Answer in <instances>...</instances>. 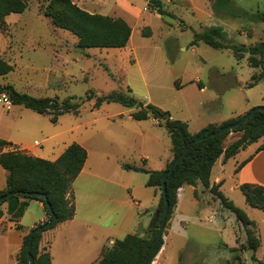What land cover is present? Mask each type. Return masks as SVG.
<instances>
[{"label":"rangeland","instance_id":"obj_1","mask_svg":"<svg viewBox=\"0 0 264 264\" xmlns=\"http://www.w3.org/2000/svg\"><path fill=\"white\" fill-rule=\"evenodd\" d=\"M49 1L27 0L25 12L6 17L0 29V60L10 65L11 71L0 75V93L8 92L7 87L11 86L36 98L63 101L74 97L73 102H80L81 107L78 113H66L59 117L58 123H52L48 115L22 105L12 104L7 111L0 104V114L4 111L10 116H23L29 126L35 127V132L24 138L28 143L42 144L47 129H68L96 117L102 118L99 124L120 129L131 108L119 103L95 107V94L122 91L187 122L191 132L208 123L241 115L249 109L250 102L264 98L262 86L248 88L252 75L261 68L250 67L247 57L238 60L232 53L203 42L191 45L194 33L210 26H221L230 42L249 45L250 39L238 33L246 30L254 39L252 43L257 44L264 40L262 23L216 13L208 0H195V5L184 0H162L171 16L159 15L148 6L147 0H72L88 12L121 17L132 28L130 42L123 50L79 48L74 34L55 27L46 16ZM199 80L207 89H200ZM89 91L91 100L87 98ZM146 123L150 128L153 125L150 121ZM155 129L162 136L161 148L148 146L146 151L133 148L128 152L132 161L140 162L144 155L149 156L151 163L157 162L171 152L168 131L164 127ZM239 135L240 132H231L224 145ZM263 141L253 143L225 163L220 190L255 223L252 230L261 242L255 256L264 263V195L257 199L259 208L248 205L236 173L237 166L254 154ZM197 187L198 202L193 200V190L186 187L173 223L172 215L165 225L167 263H174L179 257V264H240L236 259L240 257L244 264H260L253 260L252 251L243 249L246 231L236 216L208 189Z\"/></svg>","mask_w":264,"mask_h":264},{"label":"trees","instance_id":"obj_2","mask_svg":"<svg viewBox=\"0 0 264 264\" xmlns=\"http://www.w3.org/2000/svg\"><path fill=\"white\" fill-rule=\"evenodd\" d=\"M148 6L161 16H171L164 7L162 0H147ZM28 8L27 0H0V29L4 27L5 19L11 14H21ZM212 8L216 13L234 18H242L253 23L264 24V10L249 12L239 7L235 0H212ZM46 16L51 18L52 24L60 29L67 30L78 38L79 48H125L130 41L132 28L121 17H111L99 13H91L79 7L72 0H50L46 9ZM148 36V35H145ZM203 42L214 49L231 50L237 59H241L249 53L248 62L250 67L261 68L259 73H254L248 88L257 85L264 80V40L251 45H238L230 42L221 26H210L201 32H195L191 45L195 46ZM11 71V66L0 60V75ZM6 92L12 103L22 105L38 114L48 115L52 123H57L60 116L66 113H78L80 102H73L74 97L59 101L58 98H36L27 93H20L13 87H7ZM128 91L132 93L131 88ZM92 91L88 92L87 98L91 100ZM95 107L104 103H119L124 107L135 109L131 116L135 120L153 118L160 126H163L170 134L172 143L173 159L177 158L185 147L198 136H206L217 132L221 127L235 123L243 115L229 119L220 125L210 124L198 133L189 132L188 123L172 118L168 111H164L151 103L144 104L132 95L122 91H114L107 95H96ZM231 132H240V135L224 145L227 136ZM264 139V111L255 112L241 126L224 133L217 134L206 139L195 141L185 157L172 170L166 180L167 200L169 212L166 223L171 219L177 203L178 190L184 185H202L208 189L222 206L232 212L246 231L247 241L243 249L253 252V260L258 261L255 252L259 249L260 239L254 234L252 228L255 223L247 213L236 206L220 190L221 183L211 182V175L216 162L221 159L223 163L234 158L242 150ZM10 142L0 139V148L11 146ZM264 150V141L257 147L254 154L243 160L236 168V173L249 162L253 156ZM87 151L80 144L73 143L59 156L56 161H49L40 157L29 155L20 150L0 152V165L8 171L7 187L0 191V197L12 193L8 198L0 201L8 203V213L16 219H20L31 200H40L44 203L48 213V221L54 216L55 219L49 227L43 222L34 227L29 234L24 236L23 246L18 254V264H29L27 245L30 242L32 232L42 227V230L34 234L31 240L30 255L34 258V264H51V257L47 250L40 248L42 233L54 228L59 223L72 219L75 215V207L68 198L70 185L82 171L87 160ZM164 170L148 171L132 164H123L126 170L143 171L149 174L148 186H154L160 191L158 209L152 217L150 226L145 235L127 234L123 239H118L110 248L104 249L101 259L96 264H143L151 242L156 237L162 215L165 208V198L161 193L162 178L169 169L171 162ZM248 205L258 207L257 199L264 195V185L242 183L239 185ZM52 212V213H51ZM160 213L157 216V213ZM1 216V214H0ZM164 245L161 237L153 248L146 264H152ZM240 264H244L240 257Z\"/></svg>","mask_w":264,"mask_h":264},{"label":"crops","instance_id":"obj_3","mask_svg":"<svg viewBox=\"0 0 264 264\" xmlns=\"http://www.w3.org/2000/svg\"><path fill=\"white\" fill-rule=\"evenodd\" d=\"M184 1L195 5V0ZM208 2L212 6L211 0ZM235 2L243 9H250V12L264 10V0H235ZM238 33L250 39L249 45H238L249 47L254 44L252 43L254 39L246 30ZM222 51L233 54L231 50ZM245 57L248 61L249 53L243 58ZM199 85L201 90L207 89L201 80ZM261 86L264 89V80L251 89ZM249 105L245 113L253 107L264 106V98L250 102ZM12 106L10 109H5L10 111ZM133 111L135 109L128 110L126 119L124 123H120L121 128L118 130L110 129L106 124H99L102 118L96 117L68 129H47V132L43 133L42 144L38 141L28 143L24 140L28 133L35 132V127L29 126L23 116H10L4 111L0 114V139L12 144L0 148V152L20 150L35 157L56 161L73 143L80 144L87 151L84 167L70 185L68 193V198L75 207L74 217L42 233L40 248L49 252L51 264H96L101 259L104 249L112 247L116 240L123 239L127 234L145 235L150 226L152 217L158 209L160 191L154 186L147 185L149 179L147 172L126 170L122 165L132 164L148 171L164 170L173 159L172 143L171 152L157 162L151 163L149 156L144 155L139 158L140 162L132 161L133 158L128 152L133 148L144 151L148 146L155 150L161 148L162 136L155 128L163 127L153 118L133 119L131 116ZM120 116L125 117V114ZM232 118L208 123L206 126L220 125ZM148 121L153 124L151 128L149 123H146ZM203 128L191 132L188 124L189 132L192 134L198 133ZM224 165L221 159L216 162L211 175L212 184L223 185ZM237 174L241 184L248 182L264 185V150L255 154ZM7 179L8 171L0 165V191L6 189ZM197 186L184 185L178 190L172 223L177 214L180 195L186 187L193 190V200L198 202L195 196ZM0 214V264H18V254L22 249L24 236L38 224L48 221V213L42 201L31 200L20 219L8 213L7 202L0 205ZM170 229L173 235L172 224ZM166 251L167 244L163 245L152 264H168L164 258ZM170 264H179V257Z\"/></svg>","mask_w":264,"mask_h":264},{"label":"water","instance_id":"obj_4","mask_svg":"<svg viewBox=\"0 0 264 264\" xmlns=\"http://www.w3.org/2000/svg\"><path fill=\"white\" fill-rule=\"evenodd\" d=\"M257 111H264V106H256V107H253L250 111H248L247 113H245L238 121H236L235 123H231L229 125H226L224 127H221L217 132L215 133H211L209 135H206V136H198L195 140L191 141L184 149V151L177 157L175 158L171 164H170V167L169 169L164 173L163 175V178H162V186H161V193L163 194L164 198H165V208H164V212H163V215H162V220H161V223H160V227H159V231L156 235V237L153 239V241L151 242L150 244V247L146 253V256L144 258V262L143 264H146L147 261H148V258L153 250V248L155 247V245L157 244L158 240L163 237V231L165 229V225H166V221H167V216H168V212H169V202L167 200V188H166V180H167V176L168 174L174 170V168L178 165V163L185 157V155L187 154V152L189 151V149L192 147V145L194 144L195 141H200V140H203V139H206L208 137H212V136H215L217 134H220V133H224L228 130H232L236 127H239L241 126L246 120H248L255 112ZM12 193H8L6 195H3L0 197V201L8 198L9 196H11ZM52 213V212H51ZM159 212L157 213V216H159ZM55 217L53 216L51 220H49L44 226L45 227H49L52 222L54 221ZM42 230V227H38L36 228L32 234H31V237H30V242L28 243L27 245V253L29 255V264H34V258L32 255H30V247H31V240H32V237L34 236V234H36L37 232L41 231Z\"/></svg>","mask_w":264,"mask_h":264},{"label":"built area","instance_id":"obj_5","mask_svg":"<svg viewBox=\"0 0 264 264\" xmlns=\"http://www.w3.org/2000/svg\"><path fill=\"white\" fill-rule=\"evenodd\" d=\"M0 104H2L6 109L11 108L13 103L10 96L6 92L0 93Z\"/></svg>","mask_w":264,"mask_h":264}]
</instances>
